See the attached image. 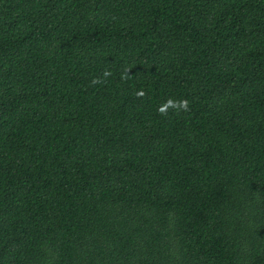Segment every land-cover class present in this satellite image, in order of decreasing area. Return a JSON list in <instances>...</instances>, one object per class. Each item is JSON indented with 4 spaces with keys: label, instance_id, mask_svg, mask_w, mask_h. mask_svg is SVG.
<instances>
[{
    "label": "trees",
    "instance_id": "1",
    "mask_svg": "<svg viewBox=\"0 0 264 264\" xmlns=\"http://www.w3.org/2000/svg\"><path fill=\"white\" fill-rule=\"evenodd\" d=\"M0 264H264V0H0Z\"/></svg>",
    "mask_w": 264,
    "mask_h": 264
}]
</instances>
